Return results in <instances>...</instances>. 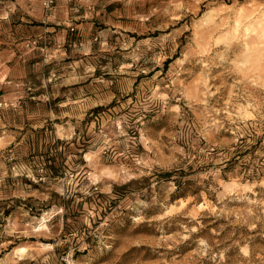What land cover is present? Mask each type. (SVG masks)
I'll return each mask as SVG.
<instances>
[{
  "label": "rangeland",
  "instance_id": "374dc122",
  "mask_svg": "<svg viewBox=\"0 0 264 264\" xmlns=\"http://www.w3.org/2000/svg\"><path fill=\"white\" fill-rule=\"evenodd\" d=\"M40 1L69 26L0 58V264H264V0Z\"/></svg>",
  "mask_w": 264,
  "mask_h": 264
},
{
  "label": "crops",
  "instance_id": "0c3cea01",
  "mask_svg": "<svg viewBox=\"0 0 264 264\" xmlns=\"http://www.w3.org/2000/svg\"><path fill=\"white\" fill-rule=\"evenodd\" d=\"M17 5L16 12L13 9H9L0 15V19L6 21V26L13 36L11 38L13 49L4 50L0 57L4 59V62L9 63L15 61V58H21L20 55H17L20 52V48L24 44L26 46L35 33L43 35L52 33L57 29L59 33L62 25L69 26L67 18L62 17L65 9L59 5L50 12V15H47L46 11H44L40 0H21L17 2ZM15 18L18 20H15Z\"/></svg>",
  "mask_w": 264,
  "mask_h": 264
},
{
  "label": "trees",
  "instance_id": "16d2710c",
  "mask_svg": "<svg viewBox=\"0 0 264 264\" xmlns=\"http://www.w3.org/2000/svg\"><path fill=\"white\" fill-rule=\"evenodd\" d=\"M76 141H77V138L76 137H74L73 138V142L74 143H76ZM57 144H64V145H67L68 143L67 142H65V141H61V140H57V142H56ZM85 151V149H82V152H84ZM82 153H80V154H78L80 157H82V155H81ZM56 156H58V157H60V154H52V155H46L45 156V167H46V169L48 170V172L50 173V175H48L47 177H56V176H58V175H60V172H59V166H58V164H57V157ZM80 162L81 163H83V161L80 159ZM175 172V171H174ZM180 173H182V172H180ZM174 174H173V172L171 171V172H165L164 174H163V177L164 178H171L172 176H173ZM181 176H184V174H179V178H177V179H175L174 180V182L176 183V186H180L181 185V181H180V177ZM41 183V182H40ZM135 183V180H132V181H130L129 183H127L126 185H124L122 188L123 189H126V188H128L130 185H132V184H134ZM118 191H119V187H114V190H113V192H114V194H117L118 193ZM123 195H121V197H122ZM43 208V207H42Z\"/></svg>",
  "mask_w": 264,
  "mask_h": 264
},
{
  "label": "built area",
  "instance_id": "2783aa9c",
  "mask_svg": "<svg viewBox=\"0 0 264 264\" xmlns=\"http://www.w3.org/2000/svg\"><path fill=\"white\" fill-rule=\"evenodd\" d=\"M52 4H53V1L52 0H45L44 1V7H45V9L46 10H49Z\"/></svg>",
  "mask_w": 264,
  "mask_h": 264
}]
</instances>
